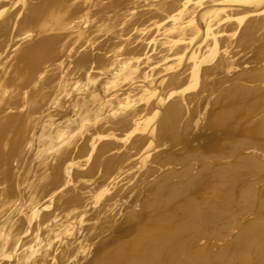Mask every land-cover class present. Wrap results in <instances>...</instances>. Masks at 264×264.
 Listing matches in <instances>:
<instances>
[{
  "label": "bare ground",
  "instance_id": "1",
  "mask_svg": "<svg viewBox=\"0 0 264 264\" xmlns=\"http://www.w3.org/2000/svg\"><path fill=\"white\" fill-rule=\"evenodd\" d=\"M0 264H264V0H0Z\"/></svg>",
  "mask_w": 264,
  "mask_h": 264
}]
</instances>
